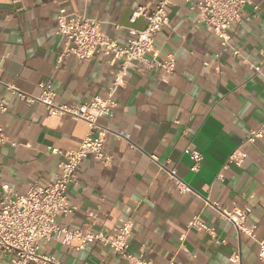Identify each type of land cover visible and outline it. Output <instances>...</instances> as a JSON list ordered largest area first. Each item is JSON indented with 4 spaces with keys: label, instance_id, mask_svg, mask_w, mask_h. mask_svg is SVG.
<instances>
[{
    "label": "crops",
    "instance_id": "1",
    "mask_svg": "<svg viewBox=\"0 0 264 264\" xmlns=\"http://www.w3.org/2000/svg\"><path fill=\"white\" fill-rule=\"evenodd\" d=\"M159 1L0 0L1 79L32 95L46 83L60 103L106 97L118 65L103 53L87 61L60 59L67 46L65 36L57 34L60 9L100 21L103 32L125 45L129 27L146 25L143 18L130 23L133 10H154ZM196 1L175 0L168 9L169 26L155 37L159 59L176 60L169 81L162 80V67L149 74L130 71L115 96L114 116L101 119L111 130L104 144L109 162L83 160L78 184L68 189L78 209L57 218L61 226L95 233L131 220L132 259L100 243L74 250L57 240L43 242L41 250L59 264H237L231 261L234 253L243 264H264L257 242L220 213L221 208H250L248 225L264 239V135L246 141L264 122V0H251L244 8L226 49L199 21ZM3 98L7 112L0 126L10 141L0 146V194L5 184L23 194L32 181L54 183L61 152L78 148L86 123L53 116L40 103L28 105L0 85ZM115 133H128L130 140ZM188 148L203 155L197 171L191 170ZM235 151L244 157L240 166L229 164ZM172 170L188 190L178 187ZM88 212L97 214L93 224ZM194 217L213 233L189 229ZM10 259L0 251V264Z\"/></svg>",
    "mask_w": 264,
    "mask_h": 264
},
{
    "label": "built area",
    "instance_id": "2",
    "mask_svg": "<svg viewBox=\"0 0 264 264\" xmlns=\"http://www.w3.org/2000/svg\"><path fill=\"white\" fill-rule=\"evenodd\" d=\"M175 0H161L154 10L146 7H137L133 10L130 23L135 24L138 19L146 20L143 29L129 27V38L125 45L111 38L100 29V21L87 18L83 15L60 9L57 16V34L66 38V49L60 59L74 56L76 59L91 60L97 54L103 53L110 57L113 71V80L106 97H94L88 103H60L57 93L48 84L41 83V93L32 95L12 83H5L1 79L8 93L16 95L28 105L40 103L48 112L57 117L70 116L87 125V134L75 150L61 152L64 159L60 163V173L57 180L47 186L36 181L29 184L28 190L21 194L5 184L0 194V251L11 256L9 264H59L52 256L41 250L42 243L57 240L70 249H90L93 243L108 246L110 250L122 257L131 260L128 252L129 238L133 230L131 220H123L115 225L109 232L95 233L87 229H69L61 226L57 218L61 215L74 213L78 207L74 205L68 195L69 186L78 184V171L83 160L92 157L104 163L109 162L104 152V144L111 130L101 122L105 117H113L118 105L115 96L121 88L127 85V77L131 70L142 74H149L163 68L161 78L168 82L176 68V60L169 56L165 60L159 59V50L155 46V37L161 29L170 24L168 9L174 5ZM251 0H197L193 8L197 10L200 22L205 23L221 40L224 49L230 45V29L243 15L244 8ZM233 54L240 56V51L234 49ZM220 69V66L217 67ZM260 68H257L259 70ZM7 112L6 99H0V117ZM118 138L130 140L128 133H115ZM264 135V122L259 129L252 130L246 137L247 142H254ZM10 141L5 130L0 126V146ZM186 153L193 161L192 171H197L203 160V155L192 149ZM157 161V157L152 156ZM244 157L235 151L229 164L240 166ZM170 176L176 180L178 187L188 190L187 185L170 171ZM221 216L232 223L240 234L257 242L258 256L264 263V239L259 238L255 226L248 225L251 209L234 208L220 209ZM90 223H94L97 214L87 213ZM189 229L210 230L207 225L194 217L188 223ZM184 240V236L181 237ZM231 261L243 264L240 255L234 253Z\"/></svg>",
    "mask_w": 264,
    "mask_h": 264
}]
</instances>
